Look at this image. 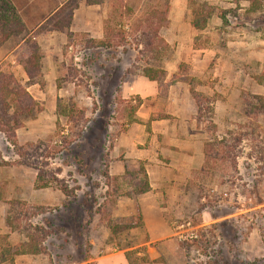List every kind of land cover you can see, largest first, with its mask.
Instances as JSON below:
<instances>
[{"label": "rangeland", "instance_id": "1", "mask_svg": "<svg viewBox=\"0 0 264 264\" xmlns=\"http://www.w3.org/2000/svg\"><path fill=\"white\" fill-rule=\"evenodd\" d=\"M203 1L214 13L179 45L164 39L171 0H109L104 46L67 28L60 30L64 43L38 45L61 13L33 32L42 75L31 91L39 98L27 91L32 113L20 109L28 100L11 102L19 115L2 119L21 124L13 139L0 132V195L11 222L0 232V264H126L125 251L146 253L136 193L141 175L131 174L145 166L139 161L109 175V152L132 126L143 138L138 148L158 152L151 175L155 183L167 179L158 188L161 206L185 264H264V113L253 111L251 98L264 96V0H186L191 20L193 8H206ZM51 65L59 73L45 76ZM145 70H163L157 95L123 98L122 77ZM177 80L196 92L189 90L191 102L186 92L184 102L169 103L183 93L173 86ZM137 110L150 112L141 119ZM189 132L198 141L191 173L187 157L166 141ZM37 178L49 186L36 188ZM174 179L180 183L168 181ZM21 243L38 253L13 256ZM162 255L145 263L181 264L167 250Z\"/></svg>", "mask_w": 264, "mask_h": 264}, {"label": "crops", "instance_id": "2", "mask_svg": "<svg viewBox=\"0 0 264 264\" xmlns=\"http://www.w3.org/2000/svg\"><path fill=\"white\" fill-rule=\"evenodd\" d=\"M9 1L19 15L25 29L19 35L8 37L0 45V51H2L0 54V72L11 73L31 95V89H37L35 88L36 83L26 84L28 77L24 67L21 64V47L23 44H25L24 42L28 35L31 36L33 32H35L37 28L43 26L52 15L61 13V18L63 15H65V13L68 12L69 17L66 20L68 22V27L66 30L69 32H83L86 34V37L90 39V42L92 40H102L107 34L106 23L107 20H109V13H111V7L110 4H108L109 0H103L99 3H89L86 0ZM72 1L74 2L73 6L70 4V6L67 7V4ZM66 7L67 11L63 13ZM166 19L167 36H164V39L167 43H176L178 45L184 44L183 42H185V37L192 40L191 36L196 33V28L192 24L191 12L188 10L186 0H171L167 9ZM108 22L111 21L109 20ZM39 37L41 38H39L41 42H37L38 45H42L43 41L46 44L52 43L54 39V43L56 44H61L66 41V35L60 30H52L44 36L39 35ZM10 42L13 43L12 46H10L8 49L5 48L6 50H4L6 43ZM208 57V54L205 55L203 60H207ZM50 67V70L47 69L42 71L45 76L59 73L57 70H53L52 65ZM172 73V71H169V73L166 74L169 76L172 75ZM219 74L220 72L217 71L214 75L216 76ZM119 83L120 93L123 98H127L129 95H138L141 99L146 97H151L153 99L158 93V81L150 80L142 73L141 75L137 73H126ZM175 85H179V90L183 89V93L182 95H170L169 103L171 101L184 102V100H186V92L188 93L187 102H191V97L189 96V90L191 92V87L188 89V86H186V84H184L181 80H177L173 86ZM35 96L38 97L37 95ZM149 112L150 110L145 111V115H149ZM145 115L144 113H140L138 110L135 111V117H141V119H145ZM132 127L133 128L123 131L119 135L117 139L118 145L109 152V175H121L126 169H129L130 165H133L139 161L143 162L150 189L139 194L137 201L142 215L143 225L148 236L147 241H145V254L148 256L149 261L151 262L157 257L163 256L162 251L167 250L172 255L179 256L177 258L179 260L178 262L185 264L186 255L184 250L181 249L178 242L172 237L175 232L165 220L164 208L161 206V191L158 188L166 185L167 179L159 178L160 181L155 183V180L151 175V172H153L154 167L157 166L158 163V152L153 147H148L147 149L143 150L139 149L138 144L143 141V138L135 133L137 126ZM167 140L170 141V145L175 147V151H173L174 154L176 153L179 157H187L184 167L185 171H189V173H191L193 169V163H195L194 160H196L195 156L192 155V148L198 143V141L193 138L190 132L184 134L182 138L178 135H173L170 138H167L166 141ZM6 143H8L7 140ZM149 143L153 144V137H151V142ZM199 151H202L201 147L199 148ZM197 160L202 161V155L198 157ZM170 164L173 165L174 169H181V167L174 164V162H171ZM168 181L173 184L180 183L179 180L175 179ZM186 181L187 180L185 179L182 183L184 184ZM7 210L8 202L4 199H0V232H5L9 228L6 222ZM124 258V263L126 262V264H128L125 257V252Z\"/></svg>", "mask_w": 264, "mask_h": 264}, {"label": "trees", "instance_id": "3", "mask_svg": "<svg viewBox=\"0 0 264 264\" xmlns=\"http://www.w3.org/2000/svg\"><path fill=\"white\" fill-rule=\"evenodd\" d=\"M89 3H99L103 0H86ZM189 2H194V0H187ZM188 2V3H189ZM202 6H205V1L202 2ZM207 5V4H206ZM206 8L195 7L193 8V20L192 24L196 29H203L208 21V19L211 17V15L214 13L212 8H209V6H205ZM69 17V13H65L61 18L57 19L55 22V26L53 29L55 30H62L63 28L68 27V22L66 21ZM201 17V18H200ZM61 23V24H60ZM25 27L23 26V23L15 11L14 7L12 6L11 2L9 0H0V35L4 34V38L0 39V45L4 42L5 39H7L10 36L19 35L24 31ZM39 28L36 29L38 31ZM109 29H107L108 31ZM108 34V33H107ZM106 34V35H107ZM105 35V36H106ZM102 40H92L96 46H104L107 45L108 42ZM32 44L29 46V43ZM25 44L21 47V64L24 67L26 73H27V81L26 84H31L38 82L36 78L41 76L42 74L39 72V65H40V59L41 54H38V46L35 42L32 41V37L28 35L26 38ZM27 47V48H24ZM152 70L148 71H142V74L147 77L150 80H156L158 81L160 77L164 76L163 70L158 71L157 74H151ZM160 73V74H159ZM192 95H195L196 92L191 88ZM253 100L252 109L256 113H264V96L258 95V94H252L251 96ZM28 100V106H21L20 109H22L23 112L32 113L33 112V104L34 101L32 100L31 96L28 94L26 88L11 74L6 72H0V132H3L5 134H8V138L13 139L15 130L19 127L21 122L17 120V118H13L11 116L10 120H3V116H7L10 114H13V112L17 115H19L20 109L18 107H14L11 102H26ZM57 106V113L63 114V111L61 109V98H57L56 101ZM200 103L197 101V105ZM15 108L13 111L12 109ZM19 110V111H18ZM65 111V110H64ZM22 112V113H23ZM131 174L135 175H141V180L137 184L136 193H144L150 189L148 177L146 174V171L143 167H139L137 170H134V172H131ZM49 186L48 182L45 180L40 181L39 178L35 180V187L36 188H43ZM0 195V199H1ZM137 215H140V213L137 211ZM7 224L11 226V222L9 218L6 219ZM6 237V236H5ZM23 246H25V243L18 244L16 248H12V254L14 255H21L24 253H38V250L32 251L29 249H24ZM141 247L127 250L125 251V257L128 262V264H143L147 261H149L148 256L144 253H141Z\"/></svg>", "mask_w": 264, "mask_h": 264}]
</instances>
